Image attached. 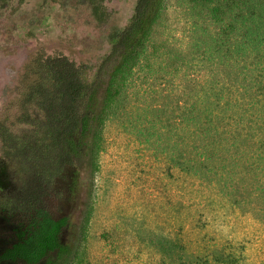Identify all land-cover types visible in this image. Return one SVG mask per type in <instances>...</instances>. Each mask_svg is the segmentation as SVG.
I'll use <instances>...</instances> for the list:
<instances>
[{"label":"rangeland","instance_id":"rangeland-1","mask_svg":"<svg viewBox=\"0 0 264 264\" xmlns=\"http://www.w3.org/2000/svg\"><path fill=\"white\" fill-rule=\"evenodd\" d=\"M11 5L0 92L36 52L94 59L80 1ZM97 136L62 239L81 264H264V0H163Z\"/></svg>","mask_w":264,"mask_h":264},{"label":"trees","instance_id":"trees-1","mask_svg":"<svg viewBox=\"0 0 264 264\" xmlns=\"http://www.w3.org/2000/svg\"><path fill=\"white\" fill-rule=\"evenodd\" d=\"M25 1L0 0V7ZM78 1L104 36L94 59L36 52L0 92V238L10 241L0 264H81L63 232L78 206L106 109L163 0H133L123 25L113 22L111 0Z\"/></svg>","mask_w":264,"mask_h":264}]
</instances>
